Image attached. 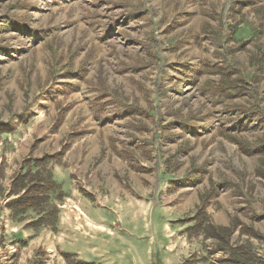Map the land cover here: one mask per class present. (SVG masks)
<instances>
[{
    "label": "rangeland",
    "instance_id": "374dc122",
    "mask_svg": "<svg viewBox=\"0 0 264 264\" xmlns=\"http://www.w3.org/2000/svg\"><path fill=\"white\" fill-rule=\"evenodd\" d=\"M263 52L264 0H0V204L23 161L45 155L58 158L53 178L64 196L55 227L25 242L0 215V264H178L179 250H166L170 213H141L139 199L149 196L140 185L150 181L168 194L167 205L183 202L184 215L203 206L264 236L260 157L231 141L264 142ZM202 63L241 81L230 82L229 97L212 95L217 76L191 79ZM86 160V177L112 166L121 188L136 193L131 228L121 198L105 223L112 234L91 241V253L61 222L67 170L78 178L74 166ZM251 241L264 257V243ZM204 246L213 249L201 243L192 256L203 258Z\"/></svg>",
    "mask_w": 264,
    "mask_h": 264
},
{
    "label": "trees",
    "instance_id": "16d2710c",
    "mask_svg": "<svg viewBox=\"0 0 264 264\" xmlns=\"http://www.w3.org/2000/svg\"><path fill=\"white\" fill-rule=\"evenodd\" d=\"M259 64L258 80L260 81L264 79V52L261 54ZM188 73L194 80L200 75L219 77L212 90V95L217 98L225 99L230 96V82L231 85L241 82L238 78H234L233 72L219 64L202 63L196 68L192 67ZM223 135L229 137L230 132L223 131ZM231 141L238 147L240 154L260 157L255 176L264 182V142L261 146H254L239 142L235 138H231ZM57 159L53 155H45L42 158L24 160L19 172L15 173L10 183L6 197L11 199L7 203L10 216L16 222L27 221L25 228L32 229L34 234L47 227L53 228L58 222V203L64 196L53 178L52 166L56 164ZM31 214L34 216L29 218ZM189 222L193 225L185 231L188 238L202 237V244L210 242L213 249L204 246L206 255L203 258L191 256L185 264H264V257L259 254L251 241L264 243V236L237 218H233L228 227L215 225L202 206L196 210ZM235 233H238L237 241L232 239ZM194 259L196 260L191 263Z\"/></svg>",
    "mask_w": 264,
    "mask_h": 264
},
{
    "label": "crops",
    "instance_id": "0c3cea01",
    "mask_svg": "<svg viewBox=\"0 0 264 264\" xmlns=\"http://www.w3.org/2000/svg\"><path fill=\"white\" fill-rule=\"evenodd\" d=\"M83 163L79 166H74V169H77L79 172V177L76 179L71 178L73 170H67V174L70 177L71 191L66 195H69L68 203H70V205H68V210L62 213L64 217H61V222L67 221L69 227L72 228V230L68 232V234H72V236H68L69 240L75 239L73 233L79 234L82 241H85L84 246L88 247L91 253L95 248H89L91 241L104 242L103 235L105 232L112 234L111 230L105 225L107 216H110L109 212L113 210V208L110 207L111 204L114 203V205H116L121 198H125L126 204H124L123 207L124 215L126 220H129V226L125 225L126 228H129L131 223H133V220H135V213L131 210V201L136 199V193L134 189L127 190L123 187L121 188L119 182H116L113 178L112 166L107 167L101 165L98 168L89 169L90 174L86 177V168H89L90 162L86 160ZM107 170L110 177L102 175V173H105ZM59 171L62 172L63 170ZM150 183L151 187L147 188L144 185H140L141 190L138 188L139 191H142L143 195L146 194L149 196V201L139 199L143 202L141 205L144 206L141 213L146 215L148 212H151V215L154 216V212L159 208H164L170 213L168 214L167 222L164 224V237L170 240L168 245H166V250L173 253L179 250L173 257L178 259V264H185L190 256L200 252L202 243V237L188 238L185 234V231L193 225L189 220L193 218L194 214L190 212V214L184 215L185 211L183 208H185V206L183 202L177 204L178 206L176 204L172 207L167 205L168 194H166L160 184L154 183L153 181H150ZM8 191L3 197L5 204H2V206L0 204V215L4 220L5 228H10V231H15V234L11 232V236L15 235V239L21 242L37 237L41 231L34 234V231L25 228L24 224L12 222L10 211L7 208V203L11 200L10 198H6ZM158 195H161V201H159L160 206L156 204ZM163 196L164 200L162 199ZM189 201H191V198ZM114 214L120 221L119 213L114 212ZM217 214L209 213L208 215L215 225L228 227L230 225V220H225ZM72 245L75 246L71 243L68 245V248Z\"/></svg>",
    "mask_w": 264,
    "mask_h": 264
}]
</instances>
